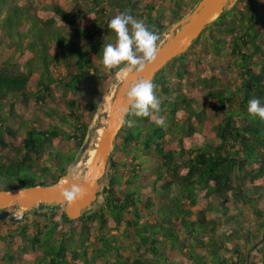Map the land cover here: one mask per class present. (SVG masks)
<instances>
[{"label": "trees", "instance_id": "16d2710c", "mask_svg": "<svg viewBox=\"0 0 264 264\" xmlns=\"http://www.w3.org/2000/svg\"><path fill=\"white\" fill-rule=\"evenodd\" d=\"M40 1L49 3L38 10L0 0V43L13 49L0 67V152L10 151L8 161L0 160L5 191L55 184L79 152L101 103L98 87L126 66L103 69L101 63L103 46L115 43L107 28L115 15L127 10L161 36L199 0H158L168 5V21L144 0H72L87 4L86 14H69L58 0ZM204 31L214 59L204 58L217 63L210 65V77L205 72L196 79L208 92L207 105L197 111L181 88L185 79L193 84L188 67L198 37L152 79L163 125L129 115L132 126L118 133L122 140L113 150L138 164L128 171L127 163L114 161L101 203L76 221L63 210L31 215L22 224L0 221L14 227L0 237L8 240L2 262L26 257L29 264H264V240L257 244L264 223V121L247 112L250 99L264 104V0H239ZM31 102L36 112L19 116L16 107L27 109ZM13 119H27L23 137ZM207 122L215 140L192 145L206 138L200 129ZM62 137L73 143L71 151L53 152L54 140ZM45 155L49 167L38 168ZM143 170L153 176L148 196L136 185ZM242 207L251 210L254 225L246 224ZM17 238L23 247L11 253Z\"/></svg>", "mask_w": 264, "mask_h": 264}, {"label": "water", "instance_id": "95a60500", "mask_svg": "<svg viewBox=\"0 0 264 264\" xmlns=\"http://www.w3.org/2000/svg\"><path fill=\"white\" fill-rule=\"evenodd\" d=\"M238 1L199 0L187 14L161 35V40L157 42L155 59L149 62L142 72L129 71L125 66L116 76L105 124L101 127L102 133L92 148H95V153L85 172L82 175H74L77 167L91 150V136L87 137L72 163L67 166L55 184L0 190V221L8 220L10 223L19 224L26 221L29 215L44 217L61 210L69 220L76 221L90 213L98 197L102 195L101 192L104 194L107 191L106 187H102L100 191V180L106 173L107 165L109 169L115 165L112 149L123 127L117 114L126 107L125 93L128 86L138 79L152 81L155 74L174 58L186 53L202 31L222 14L231 10ZM72 184H80L84 194L69 204L60 198L59 191L61 187H69ZM263 240L264 223L263 233L257 244H261Z\"/></svg>", "mask_w": 264, "mask_h": 264}, {"label": "rangeland", "instance_id": "374dc122", "mask_svg": "<svg viewBox=\"0 0 264 264\" xmlns=\"http://www.w3.org/2000/svg\"><path fill=\"white\" fill-rule=\"evenodd\" d=\"M17 1L18 2L22 1L25 3H31L33 5V7H36L38 10L42 9L43 6L45 5V3H47V4L49 3L47 1L43 4L40 0H17ZM58 2L60 4V6L63 7L69 14H74V13H78V12L81 14H86L85 9L87 8L88 5L85 4L84 2L75 3L72 0H58ZM144 3H151V4L155 5L156 9L158 8V11L163 13V16L165 15V17L167 18L166 20L168 21V12L169 11L167 8L168 5L165 2H161L158 0H144ZM63 29L65 31H72V29L69 30V28H67V27H63ZM205 35H206V31L203 30L202 33L199 35V37H200L199 43L196 44L192 49L194 56L192 58V61L189 63L188 68L191 69V72H190L191 73V81L193 82V84H189L185 79V80H183L182 86H181L185 96L194 101L192 106L197 111L201 110L202 107L207 105V103H208V92L205 89H201L199 87V85H197L196 79L198 76H200L201 73L204 74L205 72H206L205 77H210V75H211L210 71H209L210 65H213V66L215 65V67L217 65V63H212L213 60H211V62H210V60L208 61L206 58H204L206 56L207 57L210 56L214 59V56L212 55V53L209 49L210 43L207 44L205 42ZM159 37L161 40V36H159ZM82 42L83 41L81 39H76L77 44H82ZM95 49H96V47H95ZM12 51H13V49L10 48L6 42L0 43V67L3 65L4 62H6L9 59V57H12V55H13ZM228 58H230L229 55H228ZM225 59H227V54L225 56ZM210 63H212V64H210ZM221 63L223 64V60ZM103 69H105V68H103ZM166 69L167 68H164V71ZM216 74H217V72H216ZM93 75H96V74H93ZM116 76L114 78H109V80L105 81L104 84L102 86H99L97 89V97L100 99L101 103H100V106H99L93 120H92L91 126L89 128V133L87 136V137L91 136V150L88 152V154H86V156L83 159V161L81 162V164L75 170L74 175H76V176L82 175L85 172V170L87 169V166L90 165V160H91L92 156L95 153V148L94 149H92V148L96 145L97 138L102 133L101 127L105 124V119H106V116L108 114V109H105V110L103 109V103L105 100H108L109 103L111 101L112 92H113L114 84L116 81ZM227 78H228V76H227ZM231 83L234 85L235 84L237 85L239 83V81H237V82L231 81ZM81 98H82V96H81ZM35 109H36V106L34 105L33 102H31L30 106L27 109L21 110L19 107H16L17 114L19 116L20 115L22 116L24 114V117H26V116L30 117L31 114L36 112ZM88 116L89 115H86L87 118H88ZM23 120H27V119H13V120H11L12 126L14 127L15 130H18V135L20 137L24 136V132L26 129L22 125ZM52 124H55V123H52ZM68 128H69L68 126H63V129L66 131H68ZM200 131H201L202 135L206 136V138L203 139V137H198L197 138L198 140L195 143H193L192 145H195L197 147L201 143H203L202 142L203 140H205V141L215 140L213 128L209 125L208 122L203 124ZM121 140H122V136L117 135V137L114 141V146H118L120 144ZM114 146H113V148H114ZM72 147H73V143L62 137L61 139L59 138V139L54 140L52 151L57 152V151L61 150L63 153H68L69 151H71ZM9 152L10 151H8V152L6 151L3 153L0 152V160L8 161V159L6 157L9 155ZM112 153H113V160L114 161H116V162L122 161V162L127 163L128 166H126V167H127L128 171H130L132 169V167L129 166V165H131V163H133L134 165H137L139 162V160H137L136 162H131V156H125V155L123 156L117 150L112 149ZM47 158H48V156L45 155L41 160L38 161V164H37L38 168L43 167V166L49 167V160ZM62 163L63 164L66 163L65 159L62 161ZM142 165L144 167H146L148 164L143 163ZM111 171H112V168L109 169L108 165H107L106 173L103 176V178L100 180V191H101L102 187L107 188V183H108L107 178H108V174H110ZM119 171L120 172L123 171V173H125L124 168H121ZM55 172L56 171L52 170V174H55ZM143 172L138 171L139 178L136 181V185H138L141 188L140 192H141L142 196H148L150 191H151L150 184H151V180L153 179V176L150 174H147L146 170H143ZM40 180H45V178L42 177V179H40ZM36 182H37V180H36ZM122 189H124V186H121L119 191ZM101 194H103V193L101 192ZM102 199H103V196L100 195L97 199L96 204L92 207V210L95 209L101 203ZM260 207L264 211V202L261 203ZM242 209L245 213V218L247 219L246 224L254 225L255 217L252 215L251 210H249L247 207H242ZM56 212H58V211H56ZM231 214H235V212L232 211ZM130 217L131 216L129 214H125L124 218L130 219ZM210 217H212V216L208 215V218H210ZM58 218L59 217H56L55 220H57ZM31 219H33V218L31 215H29L28 219L26 221H30ZM149 220H154V217H151V219H149ZM4 221H6V220H4ZM24 222L25 221H23L19 224H22ZM40 223L44 224L43 222H40ZM95 227H97V225H95ZM16 228H17V226H16ZM13 229H14V227L9 226L8 224L0 225V237L6 236V233L8 231H12ZM28 233L29 234L33 233V228L31 225H30V229H29ZM262 233H263V231H262ZM49 234H50L49 232L44 233V236L42 239L45 240L46 238H49ZM261 236H262V234H261ZM55 237L58 238V236H55ZM47 241L51 244L50 245L51 248H53L56 245V243H54L55 242L54 238L53 239L51 238L50 241L49 240H47ZM7 243H8V240H4V239L2 240V238L0 239V264H11L7 261H6V263L4 261L2 262V258H1L3 253H4V250L6 249ZM10 246H11V253H16L19 251V248L23 247L22 241L18 238L15 240V242L10 243ZM44 249H46V248L44 247L42 250H44ZM196 254L199 256H201V255L203 256L204 252L197 250ZM35 260L37 261L36 256H35ZM176 260L181 261L182 260V254H177ZM29 261H31L29 258L21 257L20 259H16V261H14V263H12V264H29Z\"/></svg>", "mask_w": 264, "mask_h": 264}, {"label": "clouds", "instance_id": "9594fccd", "mask_svg": "<svg viewBox=\"0 0 264 264\" xmlns=\"http://www.w3.org/2000/svg\"><path fill=\"white\" fill-rule=\"evenodd\" d=\"M107 28L115 34V43L103 46L101 63L106 69L126 65L129 71L142 72L145 66L153 61L157 54V42L160 37L154 26H149L143 19H138L126 10L115 15L107 24ZM156 85L150 80L138 79L132 82L125 93L126 107L117 114L122 125L132 126L127 120L129 115L139 118H152L158 125L164 121L156 114L160 111V99L155 94ZM247 112L264 121V104L257 98L250 99ZM84 194L80 184L61 187L60 198L72 203Z\"/></svg>", "mask_w": 264, "mask_h": 264}, {"label": "bare ground", "instance_id": "6f19581e", "mask_svg": "<svg viewBox=\"0 0 264 264\" xmlns=\"http://www.w3.org/2000/svg\"><path fill=\"white\" fill-rule=\"evenodd\" d=\"M108 107H109V102H108V100H105L104 103H103V109H104V110H105V109H109ZM92 157H93V156H92ZM90 162H91V160H90Z\"/></svg>", "mask_w": 264, "mask_h": 264}, {"label": "flooded vegetation", "instance_id": "af4514ba", "mask_svg": "<svg viewBox=\"0 0 264 264\" xmlns=\"http://www.w3.org/2000/svg\"><path fill=\"white\" fill-rule=\"evenodd\" d=\"M108 186V185H107ZM47 216V215H46Z\"/></svg>", "mask_w": 264, "mask_h": 264}]
</instances>
